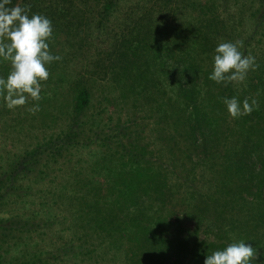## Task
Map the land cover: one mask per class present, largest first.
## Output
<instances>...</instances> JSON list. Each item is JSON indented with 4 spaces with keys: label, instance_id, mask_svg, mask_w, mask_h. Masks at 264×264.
I'll list each match as a JSON object with an SVG mask.
<instances>
[{
    "label": "trees",
    "instance_id": "trees-1",
    "mask_svg": "<svg viewBox=\"0 0 264 264\" xmlns=\"http://www.w3.org/2000/svg\"><path fill=\"white\" fill-rule=\"evenodd\" d=\"M128 1L12 0L8 6L27 4L30 15L48 17L51 49L68 17L76 20L85 8L93 17L88 29L99 32ZM136 1L139 18L124 28L98 76L89 73L67 88L62 83L60 92L62 71L53 61L40 101L27 104L39 103L37 113H27L45 134L0 172V211L11 201L24 208L29 197L41 200L30 213L0 217V264H204L207 254L241 239L257 249L252 264H264V0ZM243 7L252 23L246 33ZM224 41L239 42L244 55L256 58L244 91L208 78L214 49ZM10 70L9 61H0V76ZM232 96L255 98L258 107L233 119L223 103ZM95 100L100 110L89 115ZM61 114L67 126L57 130ZM87 123L98 130L81 140ZM96 141L104 149L89 172H76L73 184L57 188L58 159ZM48 197L65 198L73 225L66 212L44 204ZM72 226L51 244L24 242Z\"/></svg>",
    "mask_w": 264,
    "mask_h": 264
},
{
    "label": "rangeland",
    "instance_id": "rangeland-1",
    "mask_svg": "<svg viewBox=\"0 0 264 264\" xmlns=\"http://www.w3.org/2000/svg\"><path fill=\"white\" fill-rule=\"evenodd\" d=\"M238 2L241 3V1ZM136 3V0H130L122 5L120 10L114 17H112L111 21L108 22L99 32L88 29V26L93 22V17L85 8L82 10V18L79 17L72 21L71 17L67 18V21L64 23V30L59 39L55 41L54 46L50 49L52 54H58L62 57V59L53 66L54 69L56 67L62 71L58 77L61 80V83L60 81L56 82V84L59 83L57 84V88L60 92L65 90L62 83H65V87L67 88L69 85L73 84V82L78 83L83 80L89 73L95 72L94 74L96 76L100 74L98 73L101 71L100 68L108 63L110 54L117 48L124 28L129 25L131 21L139 18L140 10ZM244 9V15L242 16L244 25L240 29L242 33L250 32L252 24L246 17L248 15V9L243 7V10ZM235 15L237 20L239 17L237 14ZM261 57L262 60H259V64L264 71V52ZM95 65L100 67L96 68ZM249 74L250 73L248 72L247 77ZM247 77L242 83L236 82L240 91L246 89ZM53 81L54 78H51V82ZM47 89L49 90V88ZM30 100L31 98L29 97L28 102L25 105L13 109H8L7 107H2V110L0 109V172L9 166V162L13 157L22 154L23 150L31 146L37 139H41L45 134L42 128H39V125H37V121L33 122V125H30L29 115L27 113L30 108V105L27 104H29ZM94 102L95 104L93 103L89 109V115L94 111L98 112L100 110V107L96 104V100ZM102 114L103 118L106 119V115L104 113ZM65 115L61 114L60 118L56 117L57 120L54 122L55 129L58 130L67 126V118H65ZM92 128L98 130L95 128V125L89 123L84 124L85 131L80 135V139L82 140L83 138H86V136L94 135L91 131ZM103 149L104 148L98 146L97 141L91 142L90 145L87 146L81 145L76 149L72 148L69 153H65V157L59 158L58 160L60 161V164H57L56 166L58 167H55L57 170L56 181L59 182L57 188H60L64 184H73L72 177L76 172H89V165L92 164L95 159L101 157ZM45 157L46 155L42 160L44 162L47 160ZM81 175L83 176V173H81ZM47 180L48 179H46L43 184L44 187H47L48 185ZM22 181L26 182L25 179ZM56 198L57 200L55 202H53L50 197L43 200V202L44 204H47V207L50 208V210L57 211L59 209L66 212L68 214L69 225H73V217H71L67 211L69 206L66 204L65 198ZM40 200L41 198L36 196L33 198L29 197L27 207L24 208H21V201L14 203V201L9 200L11 201L10 205L4 207L0 211V217L3 216V218H5L12 210L14 212L25 210L27 213H30L31 208L36 209L39 207ZM58 226L59 225H57V227ZM183 227L192 229L194 223L191 221H184ZM55 231L56 229H52L43 237H39L36 234L31 235L29 238L26 237L24 242H27L28 245L26 246L28 248L39 243L41 245L51 244L58 240L62 234L68 236L72 233L73 226L72 228L70 227L66 229L63 233ZM19 248H23V245L21 244ZM12 254L13 251H11L10 255Z\"/></svg>",
    "mask_w": 264,
    "mask_h": 264
},
{
    "label": "clouds",
    "instance_id": "clouds-1",
    "mask_svg": "<svg viewBox=\"0 0 264 264\" xmlns=\"http://www.w3.org/2000/svg\"><path fill=\"white\" fill-rule=\"evenodd\" d=\"M0 0V61H9L11 70L7 77L0 76V97L4 106L13 109L23 106L30 97L40 101L41 81L49 78L48 65L62 57L50 51L53 37L52 21L38 13H31L30 5ZM239 42L224 41L216 45L209 79L217 84L244 82L250 70H255L256 58L244 55ZM223 103L233 118L250 115L258 107L255 98L240 101L236 96L224 97ZM32 114L40 110L39 103L28 109ZM246 240H233L223 249L207 254L204 264H252L258 252Z\"/></svg>",
    "mask_w": 264,
    "mask_h": 264
}]
</instances>
